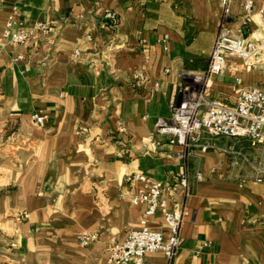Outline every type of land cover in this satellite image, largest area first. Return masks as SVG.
<instances>
[{
	"label": "crops",
	"instance_id": "1",
	"mask_svg": "<svg viewBox=\"0 0 264 264\" xmlns=\"http://www.w3.org/2000/svg\"><path fill=\"white\" fill-rule=\"evenodd\" d=\"M10 18L13 33H33L24 45L4 40ZM222 21L217 0H0V131L17 140L20 158L12 179H1L0 264H120L107 251L143 212L121 197L134 173L167 184L166 198L184 205L174 264L264 263V182L241 183L218 151L189 154L155 136L187 75L208 68ZM137 73L146 77L141 87ZM259 85L264 64L248 69L229 59L210 96L233 106L243 89ZM182 174L188 195L177 186ZM152 227L167 235L160 217ZM84 232L96 233V242L83 247Z\"/></svg>",
	"mask_w": 264,
	"mask_h": 264
},
{
	"label": "built area",
	"instance_id": "2",
	"mask_svg": "<svg viewBox=\"0 0 264 264\" xmlns=\"http://www.w3.org/2000/svg\"><path fill=\"white\" fill-rule=\"evenodd\" d=\"M217 1L223 9V21L210 54L209 66L201 73L187 75L189 78L182 84L180 100L171 107L172 118L157 122L155 136L166 139L171 146H181L189 154L195 150L218 151L226 156L231 168L236 170L235 178L241 183L250 180L264 182V85L243 89L233 106L215 101L210 96L215 80L224 73L229 59L241 60L248 69L264 64V7L258 11L253 0H244L239 27L232 29L233 10L240 0ZM256 17L259 18L258 23ZM105 18L113 27L117 25L114 14L108 13ZM13 25L10 18L4 40L24 45L33 33H13ZM48 28L45 24L36 25L37 31L45 32ZM80 57L81 52L77 51L75 58ZM145 80L142 73L134 76L137 87H141ZM34 119L43 125V117L35 116ZM221 139L245 141L249 147L223 148L217 144ZM250 149L255 153L251 154ZM197 179L200 180L201 175ZM125 184L130 190L122 193L121 197L134 206L143 207V212L138 225L128 232L125 241L115 243L107 251L109 261L120 264H174L186 215L184 205L172 204L166 198L169 186L144 174H130ZM177 186L185 195L189 194L190 183L186 175L179 176ZM157 217L162 219L166 236L152 227ZM97 238L96 233L84 232L79 237V243L88 247ZM156 255H162L164 262L148 261L149 256Z\"/></svg>",
	"mask_w": 264,
	"mask_h": 264
},
{
	"label": "rangeland",
	"instance_id": "3",
	"mask_svg": "<svg viewBox=\"0 0 264 264\" xmlns=\"http://www.w3.org/2000/svg\"><path fill=\"white\" fill-rule=\"evenodd\" d=\"M12 137V135L8 133L3 134V132L0 131V186H2L7 178L12 179L13 175H15L12 174L13 171H18V169H20L19 151L17 150L18 143L17 140ZM1 179H4V181ZM13 185H11L10 188H13ZM1 220H3V217L1 218L0 215V222Z\"/></svg>",
	"mask_w": 264,
	"mask_h": 264
}]
</instances>
